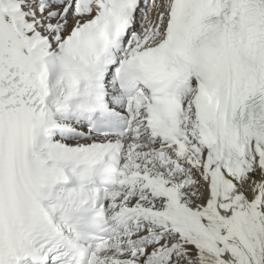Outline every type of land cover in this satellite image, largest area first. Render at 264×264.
I'll return each mask as SVG.
<instances>
[{
    "label": "snow or ice",
    "instance_id": "obj_1",
    "mask_svg": "<svg viewBox=\"0 0 264 264\" xmlns=\"http://www.w3.org/2000/svg\"><path fill=\"white\" fill-rule=\"evenodd\" d=\"M0 264H264V0H0Z\"/></svg>",
    "mask_w": 264,
    "mask_h": 264
}]
</instances>
